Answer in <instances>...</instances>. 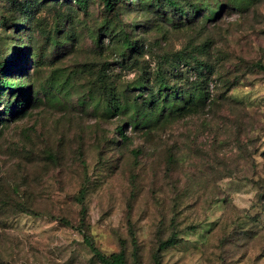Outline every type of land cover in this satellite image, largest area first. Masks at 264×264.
Listing matches in <instances>:
<instances>
[{
  "label": "rangeland",
  "instance_id": "374dc122",
  "mask_svg": "<svg viewBox=\"0 0 264 264\" xmlns=\"http://www.w3.org/2000/svg\"><path fill=\"white\" fill-rule=\"evenodd\" d=\"M111 1L0 0V264H264V0Z\"/></svg>",
  "mask_w": 264,
  "mask_h": 264
},
{
  "label": "trees",
  "instance_id": "16d2710c",
  "mask_svg": "<svg viewBox=\"0 0 264 264\" xmlns=\"http://www.w3.org/2000/svg\"><path fill=\"white\" fill-rule=\"evenodd\" d=\"M107 7L112 8L113 7V2L111 0H104ZM129 46L131 48H133L135 46L134 43H129ZM259 65L262 69H264V66H262L261 64H256ZM11 66V64L9 62L5 63L2 67V70L4 73H7L9 71V67ZM1 82V80H0ZM3 84L5 86L4 89H6L7 87L14 85L15 83L12 82L9 78H7L5 81H3ZM26 102H24L23 100H17V102L15 103V108L12 109L13 112H19L21 110H25L26 107ZM121 134H123V131L120 132ZM85 189H83L81 191V193L83 194L81 197H84L85 194ZM69 223V222H67ZM166 245H174L177 243V238L173 237L170 238L169 240H167ZM97 256L100 259V261L104 264H122L124 262V255L122 253L120 254H112V255H106V254H102L101 252H99L98 250H96Z\"/></svg>",
  "mask_w": 264,
  "mask_h": 264
}]
</instances>
